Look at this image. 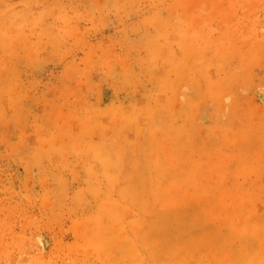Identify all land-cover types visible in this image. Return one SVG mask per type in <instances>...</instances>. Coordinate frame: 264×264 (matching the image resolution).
<instances>
[{
    "label": "rangeland",
    "instance_id": "374dc122",
    "mask_svg": "<svg viewBox=\"0 0 264 264\" xmlns=\"http://www.w3.org/2000/svg\"><path fill=\"white\" fill-rule=\"evenodd\" d=\"M0 264H264V0H0Z\"/></svg>",
    "mask_w": 264,
    "mask_h": 264
}]
</instances>
